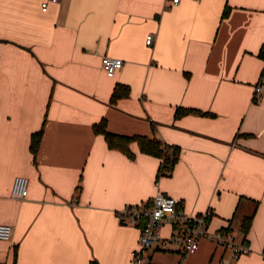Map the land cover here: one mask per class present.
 <instances>
[{"label": "crops", "instance_id": "crops-1", "mask_svg": "<svg viewBox=\"0 0 264 264\" xmlns=\"http://www.w3.org/2000/svg\"><path fill=\"white\" fill-rule=\"evenodd\" d=\"M263 44L264 0H0V222L14 228L0 264H136L140 229L119 211L158 192L190 214L212 208L208 228L251 250L234 258L204 237L186 254L151 248L153 263L264 264ZM106 54L124 61L113 76ZM117 83L130 94L112 102ZM103 119L178 145L171 173L158 177L162 158L136 141L133 155L110 148L94 130ZM17 175L30 178L25 198L11 194Z\"/></svg>", "mask_w": 264, "mask_h": 264}, {"label": "built area", "instance_id": "built-area-1", "mask_svg": "<svg viewBox=\"0 0 264 264\" xmlns=\"http://www.w3.org/2000/svg\"><path fill=\"white\" fill-rule=\"evenodd\" d=\"M56 1V0H54ZM171 4H178L181 0H170ZM47 1L42 3L43 9L47 8ZM153 35H147V43H151ZM124 61L121 57L103 55L102 66L106 73L113 76L122 68ZM264 91V65L258 82L255 85L254 100H257ZM30 178L27 175H17L14 178L11 194L14 198H25L29 192ZM181 200L175 196L158 192L149 201L138 204L125 205L119 216L130 224L137 225L140 229L138 245L132 251L136 264H145L150 259V249L155 247L165 250H181L183 254L194 252L198 249L200 240L207 237L215 243L229 249L234 258L248 253L251 247L246 242L239 240L235 234L226 229L210 230L208 221L214 214L212 208L203 212L190 214L180 206ZM168 224L169 233L165 234L161 228ZM14 228L9 223L0 222V239L12 238ZM221 264H234L223 260Z\"/></svg>", "mask_w": 264, "mask_h": 264}, {"label": "trees", "instance_id": "trees-1", "mask_svg": "<svg viewBox=\"0 0 264 264\" xmlns=\"http://www.w3.org/2000/svg\"><path fill=\"white\" fill-rule=\"evenodd\" d=\"M228 14V9L226 8L222 16ZM260 55L264 57V44L260 49ZM130 86L123 83H117L111 95V101L116 102L121 97L129 96ZM188 113H200L209 114V112L201 111L198 109L178 106L175 111V116L180 117ZM106 119L101 120L99 123L94 124L95 132L102 133L110 148L119 149L128 155H133L130 149V144L134 141L138 143V146L142 152L160 156L162 158V163L158 171V177L160 175L171 173L174 164L179 158L180 148L178 145H171L164 143L160 138L156 136H149L145 134H120L114 133L107 129ZM43 134V128L32 133L30 148L34 154L37 153L40 141ZM253 218V213L245 216L241 224V230L244 234L249 231L251 222ZM89 264H101L97 259L90 260ZM146 264H155L150 259Z\"/></svg>", "mask_w": 264, "mask_h": 264}]
</instances>
